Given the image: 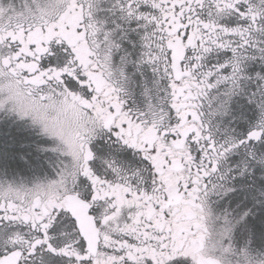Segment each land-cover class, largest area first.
Segmentation results:
<instances>
[{"label": "snow or ice", "instance_id": "1", "mask_svg": "<svg viewBox=\"0 0 264 264\" xmlns=\"http://www.w3.org/2000/svg\"><path fill=\"white\" fill-rule=\"evenodd\" d=\"M0 264H264V0H0Z\"/></svg>", "mask_w": 264, "mask_h": 264}]
</instances>
